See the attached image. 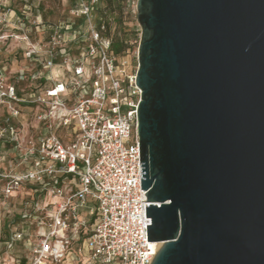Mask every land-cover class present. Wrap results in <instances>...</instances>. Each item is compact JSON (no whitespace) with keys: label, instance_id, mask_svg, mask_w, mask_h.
<instances>
[{"label":"water","instance_id":"1","mask_svg":"<svg viewBox=\"0 0 264 264\" xmlns=\"http://www.w3.org/2000/svg\"><path fill=\"white\" fill-rule=\"evenodd\" d=\"M152 264H264V0H137Z\"/></svg>","mask_w":264,"mask_h":264},{"label":"built area","instance_id":"2","mask_svg":"<svg viewBox=\"0 0 264 264\" xmlns=\"http://www.w3.org/2000/svg\"><path fill=\"white\" fill-rule=\"evenodd\" d=\"M25 2L22 14L0 13V26L13 28L0 41L21 44L25 62L7 73L0 57V106L8 111L0 143L21 167L0 171V197L38 185L33 212L21 218H34L43 232L33 241L15 230L12 240L23 243L28 264H77L74 255L84 250L81 264H152L162 243L147 236L137 71L112 53L100 0H75L71 19L55 24L43 22L39 0Z\"/></svg>","mask_w":264,"mask_h":264},{"label":"rangeland","instance_id":"3","mask_svg":"<svg viewBox=\"0 0 264 264\" xmlns=\"http://www.w3.org/2000/svg\"><path fill=\"white\" fill-rule=\"evenodd\" d=\"M75 0H39L37 9L41 12L44 23H59L61 21L70 20V8L73 6ZM25 2L24 0H0V13L4 14L9 10H15L18 13L24 9ZM137 0H125L121 8L116 7L114 11H109L107 15V21L110 23L111 33L114 35H119L120 38H123L128 41L130 46V51L124 55L119 56L118 60L121 66L128 71H137L138 68V48L141 37V26L137 21V10H136ZM32 15L36 14L34 10L31 11ZM122 17V23L119 18ZM13 33V28L11 26L2 27L0 26V36L3 34ZM20 46L19 43H16L13 39L2 40L0 41V57L2 63L6 69V72H14L17 66L13 64L11 60H14V57L21 59V53L19 52ZM19 52V54H18ZM57 79H62L61 75L63 69L60 67L56 68ZM6 108L0 106V115L3 113L7 114L8 111ZM5 116V115H4ZM3 116V118H4ZM62 117V115L60 116ZM3 118L0 116V124L3 121ZM26 119V117H24ZM23 118V121L25 119ZM0 147L4 148L2 159L0 160V170L5 172L7 169L18 171L21 170V167H18L14 162L10 163L9 159L15 157V152L9 148V146L4 147L0 143ZM3 165V166H1ZM3 182H0V193L3 187ZM40 187L36 184L30 186H24L21 190L16 191L13 195L5 199L3 196L0 197V264H16L15 259L17 255L22 253L27 254V251L24 248L23 243H16L12 240V235L15 230H22L27 233L30 232L32 237H36L39 232V227L32 225V221L28 223L26 220H22V216L25 211L30 214L33 212V190H39ZM65 190H68V187H65ZM26 203L28 207L25 208ZM92 207V206H91ZM32 227V230L29 231V227ZM43 232V231H42ZM87 252L84 250L79 253L78 258L74 255L75 259L78 261L77 264H81L85 260ZM64 264H74L73 261L68 260Z\"/></svg>","mask_w":264,"mask_h":264},{"label":"trees","instance_id":"4","mask_svg":"<svg viewBox=\"0 0 264 264\" xmlns=\"http://www.w3.org/2000/svg\"><path fill=\"white\" fill-rule=\"evenodd\" d=\"M25 2V0H24ZM125 2V0H100V4L98 7V14L100 17H102L105 22L107 23L108 29L111 32L110 29V23L107 21V15L109 11H114V8L122 6V4ZM26 3V2H25ZM116 5V6H115ZM22 14V12H19ZM120 22L122 23V17L119 18ZM54 24V23H50ZM113 35V34H112ZM130 51V46L127 40L120 38L119 35H116L114 37L113 35V47H112V53H114L116 56H124ZM25 86V85H23ZM16 264H28V257L25 253H20L17 255V258L15 259Z\"/></svg>","mask_w":264,"mask_h":264},{"label":"crops","instance_id":"5","mask_svg":"<svg viewBox=\"0 0 264 264\" xmlns=\"http://www.w3.org/2000/svg\"><path fill=\"white\" fill-rule=\"evenodd\" d=\"M19 52H21V49L19 50ZM19 52H18V54H19ZM16 57H17V55H16ZM16 57H14V60H11V62H12L13 64H16V63H17V66H16L15 69H16V70H19V69H21V68L24 66V63H25V62L22 60V58L19 60V59L16 58ZM16 70H15V71H16ZM2 111H3V112H6L5 110H2ZM4 115H5V113H4V114L2 113L0 116L3 118ZM1 166H3V165H1ZM0 170H2V169H0ZM30 193H33V192L30 191ZM31 221L33 222V223H32V225H33V224L35 223V219H34V218H32V219H31V218L27 219V222H28V223H30ZM28 227H29V231L32 230V227H30L29 224H28ZM38 229H39V231H41V232L43 231L42 228H38ZM25 235H26L27 238H30V239H32L33 241H35V240H34V237H32V235L30 234V232H29V233H28V232L25 233Z\"/></svg>","mask_w":264,"mask_h":264},{"label":"bare ground","instance_id":"6","mask_svg":"<svg viewBox=\"0 0 264 264\" xmlns=\"http://www.w3.org/2000/svg\"><path fill=\"white\" fill-rule=\"evenodd\" d=\"M160 245H162V244H160Z\"/></svg>","mask_w":264,"mask_h":264}]
</instances>
